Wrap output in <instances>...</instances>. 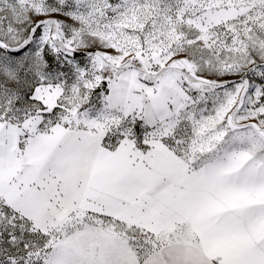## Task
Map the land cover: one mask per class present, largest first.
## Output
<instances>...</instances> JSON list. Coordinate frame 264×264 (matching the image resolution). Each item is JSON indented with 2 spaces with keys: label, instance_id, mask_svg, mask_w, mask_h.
Instances as JSON below:
<instances>
[{
  "label": "snow or ice",
  "instance_id": "snow-or-ice-1",
  "mask_svg": "<svg viewBox=\"0 0 264 264\" xmlns=\"http://www.w3.org/2000/svg\"><path fill=\"white\" fill-rule=\"evenodd\" d=\"M0 264H264V0H0Z\"/></svg>",
  "mask_w": 264,
  "mask_h": 264
}]
</instances>
